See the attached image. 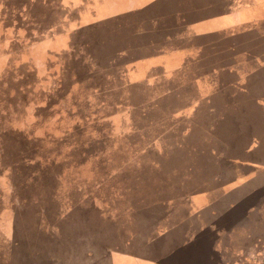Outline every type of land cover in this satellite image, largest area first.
Instances as JSON below:
<instances>
[{
  "label": "crops",
  "instance_id": "0c3cea01",
  "mask_svg": "<svg viewBox=\"0 0 264 264\" xmlns=\"http://www.w3.org/2000/svg\"><path fill=\"white\" fill-rule=\"evenodd\" d=\"M97 1L36 0L37 11L33 13L44 21L38 32L41 38L29 49L28 52L33 49L29 58L39 60L45 54H55L63 63L67 60L65 69L75 78L80 91L103 94L101 104L94 107L107 104L108 121L103 122L109 128V136H122L118 148L124 142L133 153V163L126 167H155L157 160H143L149 154L155 155V147L162 150L164 144L169 154L177 155L175 164L183 163L185 167L187 179L181 185L184 190L168 192L154 201L175 198L161 202L166 204L163 230L153 231L146 248L138 251L145 253L147 249L151 259L156 260V250L172 247L175 251L177 247L172 242L185 237V246L191 247H185V264H202L189 239L198 236L197 240L207 243L214 229H220L233 211L248 203L246 195L250 191L249 184L240 185L250 177L243 179L235 169H222L219 160L232 152L227 159L241 157V161L253 162L258 157L256 160L264 161V152L247 154L248 146L255 147V140H247L244 129L245 121L264 125V32L251 36L255 28L264 29V0H186L187 6L185 0H176L186 7L182 13H174L177 17L169 14L171 6L166 0H140L137 4L134 0L123 11H117L119 5H114L108 14L98 12ZM146 6L153 8L148 15L151 24L140 26L135 22L134 32L133 27L131 31L127 29L129 42L113 35L116 44L111 45L105 39L89 36L93 23L122 12L136 15ZM54 13L55 19L50 17ZM165 30L166 35L156 38ZM33 37L36 36H23L26 40ZM154 44H167L169 48L160 51ZM129 45L135 53L126 56ZM61 59L55 66H62ZM133 61L142 63L129 65L131 71L109 69ZM46 62L38 64L40 77L51 73ZM248 63L255 67H246ZM235 122L243 126L245 137L230 148L226 124ZM243 140L248 142L246 146ZM139 207H135V220L140 218ZM107 225L104 222L103 227ZM9 226L18 231L14 224ZM121 240L125 241L122 237ZM158 240L160 244L153 245ZM13 241L12 237L11 245ZM123 258L118 260L113 255L108 262L117 264L126 260ZM177 260L162 264H183V259ZM12 263L9 258L7 264Z\"/></svg>",
  "mask_w": 264,
  "mask_h": 264
},
{
  "label": "rangeland",
  "instance_id": "374dc122",
  "mask_svg": "<svg viewBox=\"0 0 264 264\" xmlns=\"http://www.w3.org/2000/svg\"><path fill=\"white\" fill-rule=\"evenodd\" d=\"M133 1L105 0L102 3V0H98V12L108 14L113 11L114 5H119L117 11H123ZM166 1L171 6L169 14L175 17L177 14L174 13H182L186 8L181 7L176 0ZM7 2L0 0V26L4 23L6 12H10ZM17 2L20 7L19 16L16 11V18L12 23L21 19V13H26L25 19L31 23L28 35L38 36L44 19L33 13L37 11L36 0ZM186 3L188 2L185 0L184 6H187ZM152 9L151 6H146L137 10L136 15L122 12L108 20L95 22L89 28V36L97 40L105 39L111 45L116 44L113 35H120L123 41L129 42L127 38L130 32L127 29L131 31L133 27L134 32L135 22L138 25L151 24L148 15ZM50 17L55 19L56 13ZM47 18L49 19L46 17V20ZM114 26L117 30H114ZM10 27L11 32L15 31V26ZM263 32V28H255L251 36ZM167 33L165 30L155 36L159 38ZM13 40L15 42H8L4 46L3 53L0 51V71L7 70L10 75L9 87L0 83V264H7L9 258L13 261L12 264H109L108 258H113V255L118 260L126 258L117 264H129L130 261V264H162L172 260L178 262L177 259H183L182 263L185 264L188 261L185 247H190L185 246L188 242L185 237L172 242L177 247L175 251L172 247L161 252L156 250V260L151 259L147 249L145 253L138 251L146 248V240L153 231L163 230L166 219L163 220L162 216L166 204L161 202H169V199L175 198L159 199L160 203L154 201L168 195V192L182 193L184 190L181 185L187 179L185 167H182L183 163L175 164L179 159L177 155L169 154L168 146L164 144L162 150L155 147V155L149 154V158L143 160H157L159 163L155 167H119L122 161L133 156L124 142L118 148L119 139L123 137H108V147L102 145V149L97 150L90 147V151L83 152L84 144L79 142L93 139L97 135L94 133V120L91 122L89 118L87 122L82 116L78 122L89 125H85L81 131L59 137L62 131L69 128L68 120L72 113L88 114L95 103L87 100L92 105L83 104L80 87L78 84L71 85L67 89L68 93H63V97L67 99L66 110L56 111L57 119L51 116V120L45 122L43 113L57 106L49 105L50 93L45 92L47 82L43 79L40 86L39 80L30 81L29 84L30 78L26 77L25 71L49 59L52 64L50 61L46 65L51 71L61 58L55 54H45L39 60H27L21 54L22 51L16 50L20 45L17 43L18 35ZM154 46L160 51L169 48L167 44ZM134 53L132 45L125 50L126 56ZM61 61L63 62L62 59ZM141 63L142 61H133L109 69L131 71L129 65ZM245 66L255 67L251 63ZM28 104L30 109L36 108L35 121L19 114ZM18 108H21L20 111ZM108 111L106 103L100 107L101 121H108ZM101 123L103 126L104 122ZM203 125L202 123L201 127ZM226 128L229 130L230 148L245 137L243 126L236 122L226 124ZM263 128L264 125L245 121L247 140H255V149L248 146L247 152L250 153L247 154L264 152ZM107 129L109 128L105 124V130ZM32 130L35 131L33 136L28 134ZM44 131L49 135L46 136ZM242 143L246 146L248 142L243 140ZM240 150L246 154L244 149ZM231 154H225L219 161L222 169L232 168V172L235 169L243 179L250 177L240 184L250 186L246 195L248 203L233 211L231 218H227L220 229H214L208 236L207 243L197 240L198 236L190 238L189 243H193L196 257H199L202 264H264V161L256 160L258 157L252 159L253 162L241 161V157L227 159ZM138 205L140 210L138 209L137 214L140 218L135 220L134 212L129 214L126 208L135 209ZM104 222L108 224L106 227H103ZM11 223L18 231L9 226ZM104 228L107 230L103 232ZM186 230L187 233L191 232L189 227ZM118 233H122L121 237L125 241L121 240ZM12 237L13 245L9 242ZM106 240L112 241V244H106ZM159 242L155 241L153 245H159Z\"/></svg>",
  "mask_w": 264,
  "mask_h": 264
},
{
  "label": "trees",
  "instance_id": "16d2710c",
  "mask_svg": "<svg viewBox=\"0 0 264 264\" xmlns=\"http://www.w3.org/2000/svg\"><path fill=\"white\" fill-rule=\"evenodd\" d=\"M7 1L9 2V4L7 6V9L10 12H6V18L4 19V23L5 24L3 23L0 26V42L3 45V46L0 47V51L3 53L4 46L7 45L8 42L14 41L13 37L18 35L19 42H17V43H20V45L17 47L16 50L18 52L22 51L21 54L28 60L29 57H30L29 56L30 52L33 51V49H32L30 52H28L29 49L32 48L33 44L37 40H39V38H41V36L38 35L36 37L31 38L30 40H26V39L23 38V36L25 35V32H26V34L30 33L29 26L31 25V23H28V19H25L26 13H24V15L21 13V15H22L21 19L20 20H16L15 23L13 24L12 21H13L14 18H16V13L15 12L17 11L18 12L17 16H19L20 7H19L18 2H17L18 0H7ZM10 24H12V25H10ZM10 26H15V31L11 32L12 27H10ZM20 27H23V29H21ZM5 28H6V30H5ZM20 37H22V38L20 39ZM21 43H24V44H21ZM13 52L14 51L12 50L11 53H13ZM50 61H51V59L47 60V62H50ZM66 62H67V60H66ZM65 63L62 62V66H59V65L58 66L57 65L54 66V68L50 71L51 73L49 75H47V77L38 76L37 67H38L39 63L34 66L35 68L30 67L29 69H27L25 71L26 77L30 78L29 79V84H30V81L33 82V81H38L39 80L38 82H39V86H40L41 81L43 79L47 82V87H46V91L45 92H49L50 93V96H49L50 103H49V105L52 106V105L55 104V106H57V108L52 109V110H48V111L46 110V113H43V119L45 120V122L51 120V116L53 118L57 119L58 114L56 113V111H59V110L60 111L61 110L65 111L66 110V108H67V103H66L67 99L65 97H63V95H64L63 93L65 92L67 94L68 93L67 89L70 88L71 85H74L76 83L75 82V78L70 76L69 70L65 69V66H64ZM51 64H52V61H51ZM30 66H32V65H30ZM59 72H60V74H59ZM64 72H65V74H63ZM0 74H1L0 83H3V84H5V85H7L9 87V85H10L9 71L2 70V71H0ZM83 84H85V83H83ZM89 86H90V83H89L88 87ZM80 92L82 94V100L84 101V102H82L83 104L92 105L90 103H87V100L93 101V103H95V105L101 104V101L103 99V96H102L103 94L101 92H98V91L97 92L96 91H88V92L80 91ZM30 108H31V106L29 104L27 105L25 110L23 109V111H20L21 108H18V110L21 112L19 114L21 116H24V117L25 116H27L28 118L31 117L30 120H34L35 121L36 118H37V114L35 112L36 108H33V109H30ZM99 111H100V107H94L88 114H84L82 112L80 114H78L77 112L76 113H72L71 116L69 117V120H68V123L70 125L69 128L67 130L62 131L58 136L59 137L60 136H66V134H71L74 131L83 130L84 126L85 125H89V124L85 123V122H78L79 121V117L82 116L87 122H89V118L91 119V122H93V120H94V122L96 124V126L94 127V133L97 135L93 139L89 138L88 140L83 141L82 143L79 142V144H82V145L84 144L82 146V147H84L83 148L84 149L83 152L86 153L87 151H90V147L93 150L102 149V148H100V147H103L102 145L108 147L109 145H108L107 139H108V137H112L113 134H111L109 136V134H110L109 133V129L105 130V124L106 123H103L104 125L102 126L101 122H103V121H101V115H100ZM49 114H51V115H49ZM60 123L65 125L62 121H60ZM28 132H29L28 133L29 135H32V136L35 135V131H33V130L32 131H28ZM44 133H45L46 136L49 135V134H47L46 131H44ZM51 136H53V135H51ZM75 144H78V143H75ZM77 146H79V145H77ZM130 163H133V157H131L130 159H126V160L122 161L121 164H120V167H126ZM126 209L129 211V214H131V213L133 214V212L135 211V209H130L129 207L126 208ZM106 244L111 245L112 241H107L106 240Z\"/></svg>",
  "mask_w": 264,
  "mask_h": 264
}]
</instances>
